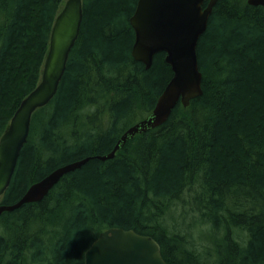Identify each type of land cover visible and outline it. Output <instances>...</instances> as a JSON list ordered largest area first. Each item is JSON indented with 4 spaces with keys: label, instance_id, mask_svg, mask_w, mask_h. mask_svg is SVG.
Returning <instances> with one entry per match:
<instances>
[{
    "label": "trees",
    "instance_id": "trees-1",
    "mask_svg": "<svg viewBox=\"0 0 264 264\" xmlns=\"http://www.w3.org/2000/svg\"><path fill=\"white\" fill-rule=\"evenodd\" d=\"M63 2L0 0V135L40 80ZM136 2L82 0L57 91L33 112L0 204L90 158L0 214V264H84L110 227L152 236L167 264H264V6L217 0L197 43L202 93L101 160L172 75L165 53L147 69L131 54Z\"/></svg>",
    "mask_w": 264,
    "mask_h": 264
},
{
    "label": "water",
    "instance_id": "water-1",
    "mask_svg": "<svg viewBox=\"0 0 264 264\" xmlns=\"http://www.w3.org/2000/svg\"><path fill=\"white\" fill-rule=\"evenodd\" d=\"M206 1V3H205ZM217 0H137L130 25L134 31L131 54L147 69L155 53H165L164 60L172 75L158 95L151 112L129 126L111 151L94 157L106 160L136 133L165 122L173 108L202 93V73L197 57V43L205 31ZM264 6V0H246ZM82 0H65L57 13L49 37L41 76L25 95L0 135V196L12 178L22 146L27 141L33 112L46 105L55 95L66 68L67 59L80 30ZM90 157L69 162L51 170L31 183L21 197L11 204H0V214L36 202L47 195L60 178L86 162ZM84 264H167L157 240L129 228L110 227L101 231L84 251Z\"/></svg>",
    "mask_w": 264,
    "mask_h": 264
},
{
    "label": "bare ground",
    "instance_id": "bare-ground-1",
    "mask_svg": "<svg viewBox=\"0 0 264 264\" xmlns=\"http://www.w3.org/2000/svg\"><path fill=\"white\" fill-rule=\"evenodd\" d=\"M191 185V184H190ZM188 187V186H187Z\"/></svg>",
    "mask_w": 264,
    "mask_h": 264
}]
</instances>
